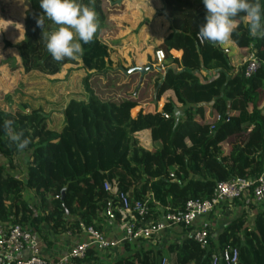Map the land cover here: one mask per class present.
<instances>
[{
	"label": "trees",
	"instance_id": "obj_1",
	"mask_svg": "<svg viewBox=\"0 0 264 264\" xmlns=\"http://www.w3.org/2000/svg\"><path fill=\"white\" fill-rule=\"evenodd\" d=\"M29 1L33 10L43 13L40 0ZM77 2L95 9L100 28L108 26L113 1ZM155 17H166L167 28L159 39L157 31L164 26L157 19L155 40L147 45L155 44L164 50L166 58L161 65H153L141 82L139 72L125 75L118 69H128L134 60L125 64L115 59V51L131 34L112 45L104 44L98 31L92 43L82 44V57L56 62L36 26L37 17L28 18L25 39L17 46L22 71L37 70L51 76L60 73L65 65H74L85 73L83 90L89 98L68 100L59 112L63 116L60 129L51 126V115L42 109L27 113L19 110L22 105L15 112L0 108V155L9 158L8 164L22 152L9 141L4 121L14 120L16 130L31 141L23 151L29 153L24 179L0 164V224L12 221L40 231V224L45 223L55 234L82 232L81 224L100 231L108 217L107 205L115 201L104 189L105 181L130 198L147 202L152 213L155 209L163 214L182 210L189 199L210 198L218 182L257 178L262 173L264 105L258 103L260 93L264 99V38L253 37L247 23L241 21L238 34L233 35L235 44L201 43L197 32L206 22L203 0H161ZM46 22L51 27L48 31L58 27ZM250 50L261 64L245 77L243 66L236 68ZM148 63L155 64L153 55L151 58L146 54L139 66ZM195 71H200L203 80ZM211 71H216L217 76L209 77ZM172 90L178 92L185 109L183 115L177 114L169 95L162 106V111L168 112V118H164L159 98ZM3 99L10 105L13 102L7 94ZM136 107L140 108L133 117L130 112ZM242 134L240 143L226 147L228 138ZM81 153L87 154L86 160ZM25 189L39 198L38 211L22 198ZM232 202L260 207L253 227L246 226V216L241 214L226 224L216 240L210 235L205 247L191 236L165 249L144 248L141 243L145 239H138L136 242L142 241L139 245L125 241L124 253L112 262L100 260L101 252L87 249L83 259H73L72 263L162 264L165 260V264H211L214 254L235 248L238 264H264V204L244 196ZM114 205L118 204L113 203L112 218L121 219Z\"/></svg>",
	"mask_w": 264,
	"mask_h": 264
},
{
	"label": "rangeland",
	"instance_id": "obj_2",
	"mask_svg": "<svg viewBox=\"0 0 264 264\" xmlns=\"http://www.w3.org/2000/svg\"><path fill=\"white\" fill-rule=\"evenodd\" d=\"M111 1L114 2L115 0ZM106 5H109L108 1H106ZM160 8L161 0H121L119 4L114 3V11L112 10L113 13H111L113 15L110 14L111 16L108 18V26L104 24L98 34V38L104 44H112L128 33L135 34L138 30L146 28V34L143 36L136 35V39L131 40L130 43L126 41L117 48L114 53L116 62L124 61L125 64H128V62L134 60L142 63V61H145L146 54H149L152 58L153 52L158 47H155V44L148 47L147 44L149 41L155 40V25L158 23V17H155V14ZM27 10L28 7L25 5L24 0H0V108L15 112L22 105L19 110L27 113L32 109H42L51 115V126L60 129L63 124V116L59 112L67 104L68 100L73 97L87 101L86 99L89 98L84 94L83 90L82 81L85 73L81 70H76L74 65H65L60 73L51 76H46L37 70L29 73L22 71L17 46L25 39L28 18L31 15L36 17L33 13L28 17L26 15ZM167 22L166 17H161L159 20V23H162L161 26H164L162 28L164 31L167 28ZM46 25H48L47 30H49L51 28L50 25L47 22ZM148 29L151 30V33ZM142 45H144V49L137 51L135 47H141ZM240 67L242 66L237 67V70ZM199 72L195 71L200 80H203ZM209 73H211L209 77L217 76L216 71ZM6 94L13 101L11 105L3 99ZM169 95L173 97L174 111L183 115L185 106L180 100L178 92L172 90L164 96L167 98ZM24 105H27L28 108L26 109ZM258 105H264L262 93H260ZM243 139V134L228 138L226 147L240 143ZM26 155L25 152L16 155V163L20 164L17 168L13 164L14 160L12 158V162L8 164L9 158L1 155L0 164L5 165L13 174L22 175L25 170ZM81 155L86 160L87 154L81 153ZM29 202L31 201L29 200ZM32 205L34 206V203ZM34 210L38 211L37 206ZM40 248H42V242H40Z\"/></svg>",
	"mask_w": 264,
	"mask_h": 264
},
{
	"label": "built area",
	"instance_id": "obj_3",
	"mask_svg": "<svg viewBox=\"0 0 264 264\" xmlns=\"http://www.w3.org/2000/svg\"><path fill=\"white\" fill-rule=\"evenodd\" d=\"M172 53L176 57L177 53L174 50ZM153 58L155 64L152 65H161L166 58L164 50L155 49ZM260 64V59L250 50L242 57L241 66H243L245 77H250ZM164 103L165 101L161 98L159 111L164 118H168V112L162 111ZM138 108L131 110V116L137 115ZM172 176L173 174L170 173V177ZM103 187L114 196V202L118 204L117 206L114 205V209L117 208L123 221L122 242L149 239L173 225L189 227L198 217L209 214L224 202L232 201L241 196L246 199L251 198L254 203L264 204V170L257 178H234L229 181L218 182L210 198L202 201L189 199L182 210L163 212L158 220L151 219V209L147 202L130 198L126 193L117 191L107 181L103 183ZM114 202H109L107 205L106 215L108 218L113 217ZM84 232L88 235V239L73 244L63 258L64 261L83 259L87 249L97 250L103 255L107 249L114 248L118 244L109 240L92 226L84 227ZM190 236L201 247L207 246L210 242V233L207 228L193 230ZM22 252H27L28 255L21 257ZM0 264H51V262L40 254L37 234L31 227L9 221L0 224ZM79 264L88 263L81 262ZM162 264H165V260L162 261ZM211 264H238L237 249L224 248L212 256Z\"/></svg>",
	"mask_w": 264,
	"mask_h": 264
},
{
	"label": "clouds",
	"instance_id": "obj_4",
	"mask_svg": "<svg viewBox=\"0 0 264 264\" xmlns=\"http://www.w3.org/2000/svg\"><path fill=\"white\" fill-rule=\"evenodd\" d=\"M206 22L199 28L197 38L213 44H235L241 21L248 25L253 37L264 38V4L261 0H203ZM43 14L36 18L41 37L53 60H76L84 55L82 44L92 43L100 29L98 14L93 7L77 0H40ZM46 21L58 27L46 29ZM4 131L16 149L23 152L31 143L15 128V121H4Z\"/></svg>",
	"mask_w": 264,
	"mask_h": 264
},
{
	"label": "crops",
	"instance_id": "obj_5",
	"mask_svg": "<svg viewBox=\"0 0 264 264\" xmlns=\"http://www.w3.org/2000/svg\"><path fill=\"white\" fill-rule=\"evenodd\" d=\"M111 15H109V17ZM160 32H163V34L160 35ZM139 33H141V35L142 34L144 35L146 34V30L137 32L135 34L128 33L123 38L131 34L128 40V43H130L131 40L136 39V35L139 36ZM157 33H158L157 37L160 39V37H163L164 35V30L162 29L161 31H157ZM143 47L144 45H142L141 47L137 46L135 48H137V51H139V49H144ZM133 64L139 66V64L141 63L134 61ZM209 75H211V73H209ZM161 98L163 101H166L165 96H161L159 99ZM140 107H143V105H140ZM25 153L27 154L26 156L28 160L29 153L28 152H25ZM16 159H17V156H14L13 164L17 168L18 166H20V164L16 163ZM13 175L21 179H24L26 177V165H25V170L23 171L22 175H17V174H13ZM21 195H22V198L31 207L33 206L32 203H34L35 207L39 204V198L35 196L30 189H25ZM29 200L31 202H29ZM34 206L33 208L35 209ZM258 210H260L259 206L252 207L245 202L236 203V202L229 201L226 204L219 205L217 208L214 209L213 212L198 217L189 227H184L181 225H173L171 227H168L166 230L162 231L160 234H157L149 239L143 240V242L142 241L140 242H142L141 245L144 246V248H148V246H151V247H155V249L157 248L165 249L170 243L181 242L185 238L190 237L191 232L199 228H207L209 230L211 238L216 240L218 233L226 226V224L230 220L240 216L241 214H244L246 216V226L253 227L254 215ZM160 216H161V213L156 212L155 209L153 213L151 212L152 220H155V219L158 220ZM81 226H82V232L72 233L70 231H66L61 234H55L54 232L49 230V228L45 225V223L40 224V228H39L40 231H37V229L32 228L33 231L36 232L37 234L40 254L46 260L51 262V264H71L72 261L63 260L69 248L77 242L86 241L88 239V235L84 232V225L81 224ZM100 232L103 233L109 240L115 241L118 243L116 247L107 249L103 255L100 254L99 256L100 260L104 262H112L118 256L124 253V242L121 241L123 237V233H124L122 219L115 220L114 218H108V217L104 218ZM40 242H42V248H40ZM140 242L133 241V244L139 245ZM27 255H28L27 252H22L20 254L21 257H26Z\"/></svg>",
	"mask_w": 264,
	"mask_h": 264
},
{
	"label": "water",
	"instance_id": "obj_6",
	"mask_svg": "<svg viewBox=\"0 0 264 264\" xmlns=\"http://www.w3.org/2000/svg\"><path fill=\"white\" fill-rule=\"evenodd\" d=\"M25 5L28 7V10L26 12V15L29 17L31 13L35 14L36 17H39L40 15H42V13L37 12L35 10L32 9L31 6V2L29 0H24ZM121 2V0H115L114 3L119 4ZM46 29H48V25H46ZM118 69L121 70L125 75H129L132 72H139L140 73V82L143 79V76L149 71L153 69V65L151 63H148L147 65H145L144 67L141 66H137L135 64H133L131 67H129L128 69L123 68L122 66H118ZM140 84V83H139ZM159 88V84L157 85V87L155 88V92H154V99L153 102H156V96H157V91ZM67 188V184L64 185V187L61 190V199H63L64 195H65V190Z\"/></svg>",
	"mask_w": 264,
	"mask_h": 264
}]
</instances>
